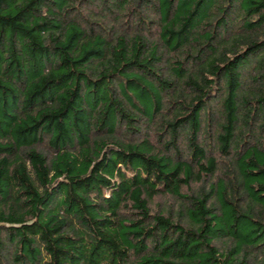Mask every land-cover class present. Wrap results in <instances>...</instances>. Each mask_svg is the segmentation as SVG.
<instances>
[{"label":"trees","instance_id":"trees-1","mask_svg":"<svg viewBox=\"0 0 264 264\" xmlns=\"http://www.w3.org/2000/svg\"><path fill=\"white\" fill-rule=\"evenodd\" d=\"M0 264H264V0H0Z\"/></svg>","mask_w":264,"mask_h":264}]
</instances>
